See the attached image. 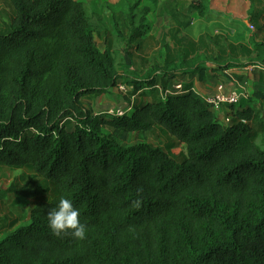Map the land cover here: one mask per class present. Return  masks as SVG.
Segmentation results:
<instances>
[{"label":"trees","instance_id":"trees-1","mask_svg":"<svg viewBox=\"0 0 264 264\" xmlns=\"http://www.w3.org/2000/svg\"><path fill=\"white\" fill-rule=\"evenodd\" d=\"M9 1L0 167L30 169L44 183L0 192V201L13 192L34 202L26 224L2 220L0 264H264V111L257 116L252 102L264 101V89L227 104L225 123L197 88L249 66L252 84H264L263 0H249L248 44L184 34L211 0H119L124 10L108 0ZM150 16L169 18L155 58L137 54ZM123 83L129 113L103 117L85 104ZM157 127L185 145L180 159L171 145L121 139ZM61 197L80 210L85 239L52 234L47 213Z\"/></svg>","mask_w":264,"mask_h":264},{"label":"rangeland","instance_id":"rangeland-1","mask_svg":"<svg viewBox=\"0 0 264 264\" xmlns=\"http://www.w3.org/2000/svg\"><path fill=\"white\" fill-rule=\"evenodd\" d=\"M109 3H117V8L119 9H126L127 4H119V0H108ZM133 1V0H132ZM225 5V10L226 11H233L240 9V4L242 2L240 1L239 3L237 0H225L223 3ZM99 3L98 2H93L91 3V7L95 10H98ZM227 13V12H225ZM230 15V14H229ZM14 17V9L13 6L11 5L9 0H0V34H5L8 33L12 26V19ZM168 18V17H167ZM166 18V19H167ZM151 21L153 20V31L155 32V38H147V49L144 50V55L147 57H153L155 58L157 56V53L159 51L154 50L155 49V41L156 38H158L161 34V29H164L165 27L168 26V21H166L164 18H156L150 16ZM169 19V18H168ZM158 32V33H157ZM97 41L99 45L103 48L104 43L102 40L97 38ZM254 68L252 69V71ZM256 70H258L256 68ZM251 76H248L245 79H238V82L240 81H245L249 82L251 86L253 87V90L256 92L259 89H264V84H261L258 82V80L255 79L254 85L252 84V73L249 74ZM231 78L226 75L220 81L218 84H216L218 81L214 82L212 84L213 86L210 85H201L200 82H198V86L202 88V94L209 95L211 97L212 95H215L217 93V86L218 85H223L226 87V89H233L235 83L230 80ZM131 89L126 84H121L113 91L105 96H101L98 98H88L85 99V104L91 108L94 112V114L99 113L102 114L103 117L107 116L110 117L111 115H114L118 112H121L122 114L124 113H129L132 108V98H130ZM138 100H145V96H138L136 95L135 97ZM256 101V105L258 106L257 110V116H263L264 111V101L260 100V98L255 97L253 98L252 102ZM244 102V101H243ZM240 103V102H239ZM239 103L235 104L237 107L239 106ZM245 104V102L243 103ZM229 107L226 104H223L221 106L222 112L227 111L226 108ZM104 112H108L109 114H106ZM216 115L218 116L221 112L216 111ZM256 128H259V123L260 119L259 117L256 118ZM259 122V123H258ZM121 139L123 142L127 145L129 144H134L137 142H148L151 143L154 146H160L163 148H167V146H172V151L174 154L178 155L179 159L182 157L184 152L186 151V147L184 144L180 143L178 139L171 134H168L164 129L157 127L155 128L152 132H149L146 135H141L137 136L134 134H124L121 136ZM40 183H44V180L41 177H37L34 175V173L27 168H22V169H17V168H10L7 166H1L0 167V192L1 191H6L11 188L12 185H15L19 188H24L26 190H33V185L29 186L28 184L37 181ZM29 186V187H28ZM33 200L28 197H18L15 193L13 192H8L7 194H4L3 200L0 201V226L3 224L1 223L2 220L6 219L8 222L11 223L13 220H17V226L26 224L29 221V214L31 207L33 205ZM8 229H1L0 228V238L6 233Z\"/></svg>","mask_w":264,"mask_h":264},{"label":"crops","instance_id":"crops-1","mask_svg":"<svg viewBox=\"0 0 264 264\" xmlns=\"http://www.w3.org/2000/svg\"><path fill=\"white\" fill-rule=\"evenodd\" d=\"M240 1L242 2V4H240V9H238L239 11L233 10L228 12L225 10L226 8L225 5L223 4L225 0H211L212 11L208 14L207 18L193 21L191 26H189L184 30V34L196 40L199 38L200 35H203L205 33H209L212 35L221 33L226 35L229 41L233 43L248 44L250 41V37L252 36L253 33V29H251L249 26L251 24H249L248 21V17H249L248 10L250 8V1L237 0L238 3ZM117 3H112V4H117ZM164 19L168 21L166 17ZM166 33H167L166 27L164 29H161L160 36L156 38L155 41L156 46L154 50L156 51L161 50L162 40L165 38ZM155 35H156L155 32H151L148 37L154 39ZM146 39L144 40L141 51L137 53L140 57H146V55H144V50L147 49ZM235 72L237 74L240 73L239 71H235ZM200 84L207 85L203 83ZM197 88L202 90V88L198 86V84H197ZM226 110L230 111L231 109L230 107H227Z\"/></svg>","mask_w":264,"mask_h":264},{"label":"clouds","instance_id":"clouds-1","mask_svg":"<svg viewBox=\"0 0 264 264\" xmlns=\"http://www.w3.org/2000/svg\"><path fill=\"white\" fill-rule=\"evenodd\" d=\"M48 227L53 235L61 237L70 233L74 238H86V225L81 222L80 210L70 198L61 197L58 204L47 213Z\"/></svg>","mask_w":264,"mask_h":264},{"label":"built area","instance_id":"built-area-1","mask_svg":"<svg viewBox=\"0 0 264 264\" xmlns=\"http://www.w3.org/2000/svg\"><path fill=\"white\" fill-rule=\"evenodd\" d=\"M251 29H254L253 25H249ZM256 66H249L247 68L244 69H228L226 71V75L228 77H230L231 81H233L235 83L234 88L233 89H226V87H224L222 84L217 86V93H215V95H212L211 97H209V95L206 94H202V91L200 89H198V91L200 92L201 95H203L206 99V101L208 103L211 104V106L213 107V109L217 110L220 113V117L222 119L223 122L228 123L231 119V115L228 114V111L222 112L221 106L223 104H237L239 102H241V100L243 99H248L250 98L251 94H252V86L251 84L245 83L242 84L240 82H238V79L236 78V72L235 71H239V74H246L248 76H251L249 74L252 73V69L255 68ZM258 68H264V65L262 66H257ZM178 88H181V85L177 86ZM132 108V106H131ZM115 115H123L121 112L116 113Z\"/></svg>","mask_w":264,"mask_h":264}]
</instances>
